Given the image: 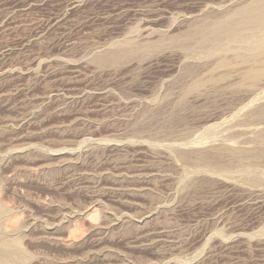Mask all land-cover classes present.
Instances as JSON below:
<instances>
[{"label":"rangeland","instance_id":"rangeland-1","mask_svg":"<svg viewBox=\"0 0 264 264\" xmlns=\"http://www.w3.org/2000/svg\"><path fill=\"white\" fill-rule=\"evenodd\" d=\"M249 2L0 0V263L264 264V75L171 42Z\"/></svg>","mask_w":264,"mask_h":264},{"label":"bare ground","instance_id":"bare-ground-1","mask_svg":"<svg viewBox=\"0 0 264 264\" xmlns=\"http://www.w3.org/2000/svg\"><path fill=\"white\" fill-rule=\"evenodd\" d=\"M184 35L185 36L182 35L183 36L182 39L179 36L178 37H176V36L172 37L171 42L179 45L180 47H185L186 43L189 40H192L194 38L198 39L199 45L201 47H204L207 45H210L212 47H217L223 42L239 43L240 49H241V51H240L241 53H239V55H240L241 60H242V69H243V74L245 75V77H247L252 84L259 82L261 80V78L263 77V75H264L263 68L260 66V64L262 62H264V0H250V2L247 3L246 5L241 6L237 9L233 10L230 13V15H228L227 18L222 19V20H215L212 22H208V23L200 25V26H195L191 30H188L186 32V34H184ZM134 52H135L134 50L128 51L125 49H114V50L106 51L103 54L97 56L95 58V62L98 64L114 63V62L118 61L119 59L125 57L127 54H131ZM214 62H216V61H214ZM215 66H216L215 68H217V69H229L232 67V63H229L226 61L225 58H222L216 62ZM225 76H228V74L225 73V74L221 75L220 79L226 80L227 78ZM226 83L228 84L229 81H227ZM233 84H235V83H233ZM199 85L201 86V84L197 83L194 86L197 87ZM262 111H264V110H262ZM257 134H259V133H255L254 135H257ZM227 146H229V144ZM227 146H223V145L215 146L211 150H213V153L215 155H221L223 153V151H225L226 149H231L229 147L227 148ZM209 149H210V147H209ZM245 149H243V150L239 149V150L235 151L233 148L234 151H232V152L236 155H239V154L241 155L247 151L248 152L250 151V150H245ZM254 150H256V148ZM259 150L260 151L257 152L256 154H254V152H253L254 155H252V156H248V157L241 156V157H244V159H247L250 163H253V164L256 162L258 164V162H261V160H263L262 162H264V146H263V148H261ZM232 152H231V154H233ZM182 155L180 157L184 158V156H182ZM194 161H192V162H194ZM199 161H201V160H199ZM244 161H246V160H244ZM255 167H258V165H256ZM261 170L264 171V167ZM261 170H260V172H262ZM263 174H264V172H263ZM252 176H254V175H252ZM252 176L246 175L244 178L245 181L253 183L255 181V178ZM256 179L258 181V178H256ZM257 181H256V184H258ZM248 185H251V184H248ZM254 186H257V185H254ZM261 186H264V184H262ZM0 246L4 249H10L11 247H17L18 248L19 247V241H17L16 239L10 240V241L9 240L8 241L2 240V241H0ZM2 262L4 263V261H2ZM2 262L0 264H2Z\"/></svg>","mask_w":264,"mask_h":264}]
</instances>
